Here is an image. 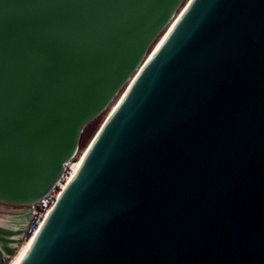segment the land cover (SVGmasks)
Listing matches in <instances>:
<instances>
[{
  "label": "water",
  "instance_id": "water-1",
  "mask_svg": "<svg viewBox=\"0 0 264 264\" xmlns=\"http://www.w3.org/2000/svg\"><path fill=\"white\" fill-rule=\"evenodd\" d=\"M122 93L18 264H264V0H0V202Z\"/></svg>",
  "mask_w": 264,
  "mask_h": 264
},
{
  "label": "built area",
  "instance_id": "built-area-1",
  "mask_svg": "<svg viewBox=\"0 0 264 264\" xmlns=\"http://www.w3.org/2000/svg\"><path fill=\"white\" fill-rule=\"evenodd\" d=\"M73 163L74 162L72 160L65 164L66 168L64 172H62L63 174H62L61 179L55 183L54 187L47 193V195L42 197L35 204H31L28 206H20L23 208L25 212L24 214L30 213V219L26 227H24L25 228V234H24L25 240L32 238L36 234V231L40 227L44 218H46L47 214L49 213L53 205H55L62 191L66 187L67 182L71 179V166Z\"/></svg>",
  "mask_w": 264,
  "mask_h": 264
},
{
  "label": "rangeland",
  "instance_id": "rangeland-1",
  "mask_svg": "<svg viewBox=\"0 0 264 264\" xmlns=\"http://www.w3.org/2000/svg\"><path fill=\"white\" fill-rule=\"evenodd\" d=\"M117 100L118 99H115V101L110 105L108 110L103 115L98 117L92 123L90 128L87 130V133L85 134L86 136H85L83 145L79 144L78 152L76 154L75 159L73 160L74 163H77V161L79 160V158L82 155L83 150L87 147L91 138L96 133L95 131H97L98 128L101 126L102 122L104 121V119L106 118V116L109 112V109ZM22 210H23V208L20 206L7 204L6 202L5 203L0 202V225L4 228H7L9 231H13V232H17V231L21 230L22 228H19L21 226V224H20V221L17 220L18 217L16 215H19ZM22 230H23L22 232H20L18 235H15L13 237V239L15 240V242L13 244L14 248H17V249L20 248V245H22V242L23 241L25 242L24 227ZM11 258H6L5 264H7L11 260Z\"/></svg>",
  "mask_w": 264,
  "mask_h": 264
},
{
  "label": "bare ground",
  "instance_id": "bare-ground-1",
  "mask_svg": "<svg viewBox=\"0 0 264 264\" xmlns=\"http://www.w3.org/2000/svg\"><path fill=\"white\" fill-rule=\"evenodd\" d=\"M184 6H185V5H184ZM182 11H183V9H182ZM180 12H181V11H180ZM171 26H172V24L170 25V27H171ZM170 27L168 28V31H169ZM166 33H167V29H166V31L162 34V36L158 39V41L155 43V45L153 46V48H152L153 50H151L148 59L152 56V54L155 52V50H157L158 46L162 43V41H163V39H164ZM122 97H123V93H122V95H120V96L117 98L118 100H117V101L111 106V108L109 109V112H108V114H107V116H106V118L104 119L103 122H105V121L108 119V117H110V115L113 113V111L115 110V108H116L117 105L119 104V102H120V100H121ZM103 122H102V124H103ZM86 148H87V147H86ZM86 148L83 150L82 155H81V157L79 158V160L77 161V163H73V164H72V166H71V177H72V175L74 174V172L76 171V168L78 167V165H79V163H80V161H81V158L83 157V155H84V153H85V151H86ZM5 220H6V219H5ZM0 227H2V226L0 225ZM31 240H32V238L25 240V242L23 241V242H22V245H20V248L17 249V252L14 254V256L11 258V260H10L7 264H18L19 261L22 259V257H23V255H24V253H25V251H26L28 245L30 244ZM2 246H8V245H7V243H4V242H2V241L0 240V249H1Z\"/></svg>",
  "mask_w": 264,
  "mask_h": 264
},
{
  "label": "flooded vegetation",
  "instance_id": "flooded-vegetation-1",
  "mask_svg": "<svg viewBox=\"0 0 264 264\" xmlns=\"http://www.w3.org/2000/svg\"><path fill=\"white\" fill-rule=\"evenodd\" d=\"M25 212H24V210H22L21 211V213L19 214V215H16L17 217H18V219L17 220H19L20 221V224H21V226L19 227V228H22L23 229V227H26V225H27V222H26V220L25 219H22V218H19L22 214H24ZM22 229L21 230H19V231H17V232H13V231H10L11 232V237H12V239H13V237L15 236V235H18L21 231H22ZM25 229V228H24ZM14 240V239H13ZM14 242H15V240L12 242V244H14ZM6 261V257L4 256L3 258H1L0 259V264L1 263H3V262H5Z\"/></svg>",
  "mask_w": 264,
  "mask_h": 264
},
{
  "label": "trees",
  "instance_id": "trees-1",
  "mask_svg": "<svg viewBox=\"0 0 264 264\" xmlns=\"http://www.w3.org/2000/svg\"><path fill=\"white\" fill-rule=\"evenodd\" d=\"M97 119V118H96ZM95 119V120H96ZM95 120H93L91 123H89L88 125H87V127L84 129V131H83V133H82V138H81V141H80V145H83V142H84V139H85V134L87 133V130L90 128V126L92 125V123L95 121Z\"/></svg>",
  "mask_w": 264,
  "mask_h": 264
}]
</instances>
